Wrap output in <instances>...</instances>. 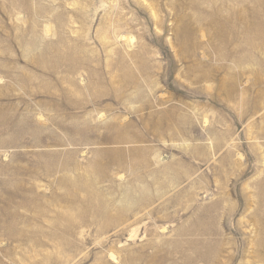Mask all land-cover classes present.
Returning <instances> with one entry per match:
<instances>
[{
	"label": "rangeland",
	"instance_id": "rangeland-1",
	"mask_svg": "<svg viewBox=\"0 0 264 264\" xmlns=\"http://www.w3.org/2000/svg\"><path fill=\"white\" fill-rule=\"evenodd\" d=\"M263 31L264 0H0V264H264Z\"/></svg>",
	"mask_w": 264,
	"mask_h": 264
},
{
	"label": "bare ground",
	"instance_id": "bare-ground-1",
	"mask_svg": "<svg viewBox=\"0 0 264 264\" xmlns=\"http://www.w3.org/2000/svg\"><path fill=\"white\" fill-rule=\"evenodd\" d=\"M215 2H216V1H215ZM185 7H186V6H185ZM253 13H254V14H253ZM253 13H252V15H253L252 17H253V19H254V21H255L256 18H257V16L260 15V14H259V12H257V13H256V12H253ZM260 13H261V12H260ZM241 14H242V13H241ZM218 15H219V13H218ZM204 17H205V16H204ZM187 18H188V17H187ZM182 19L185 20V19H186V16H185V17H182ZM256 21H257V20H256ZM256 21L254 22V24H252V25H254V27L257 26V25H256V23H257ZM245 23H246V22H245ZM250 23H251V22H250ZM262 24H263V23H262ZM252 25H251V27H252ZM119 26H120V25H119ZM249 28H250V25H249L248 23H246V26H245L246 31L249 30ZM217 29H219V27H217ZM217 29L215 30L214 34H215V35H217V34L220 35V30H217ZM253 29H254V28H253ZM244 31H245V30H244ZM251 31H252V30H251ZM221 32H222V31H221ZM263 32H264V31H263ZM222 33H223V32H222ZM214 34H213V35H214ZM247 34H249L248 31H247ZM188 35H189V34H188ZM228 39H229V38H228ZM186 44H187V43H186ZM201 60H202V59H201ZM199 63H200V62H199ZM191 65H192V64H191ZM195 67H196V66H195ZM203 230H204V229H203ZM251 240H252V239H251ZM191 242H192V241H191Z\"/></svg>",
	"mask_w": 264,
	"mask_h": 264
},
{
	"label": "crops",
	"instance_id": "crops-1",
	"mask_svg": "<svg viewBox=\"0 0 264 264\" xmlns=\"http://www.w3.org/2000/svg\"><path fill=\"white\" fill-rule=\"evenodd\" d=\"M36 169H37V167H36ZM24 171L32 172V169H28V170H24ZM27 175H32V174L28 173ZM14 182H16V181H14ZM30 189H32V188L30 187Z\"/></svg>",
	"mask_w": 264,
	"mask_h": 264
}]
</instances>
